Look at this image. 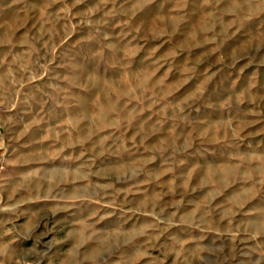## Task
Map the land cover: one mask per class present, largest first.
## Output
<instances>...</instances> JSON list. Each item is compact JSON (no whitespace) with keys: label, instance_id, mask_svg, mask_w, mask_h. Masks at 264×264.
<instances>
[{"label":"rangeland","instance_id":"1","mask_svg":"<svg viewBox=\"0 0 264 264\" xmlns=\"http://www.w3.org/2000/svg\"><path fill=\"white\" fill-rule=\"evenodd\" d=\"M0 264H264V0H0Z\"/></svg>","mask_w":264,"mask_h":264}]
</instances>
